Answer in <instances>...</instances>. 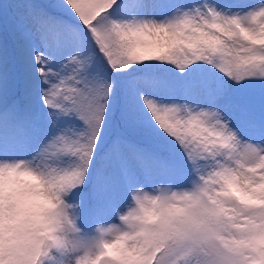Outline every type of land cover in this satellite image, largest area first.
<instances>
[{
	"label": "snow or ice",
	"instance_id": "6c2138e0",
	"mask_svg": "<svg viewBox=\"0 0 264 264\" xmlns=\"http://www.w3.org/2000/svg\"><path fill=\"white\" fill-rule=\"evenodd\" d=\"M0 161L138 206L102 264H264V0H0Z\"/></svg>",
	"mask_w": 264,
	"mask_h": 264
},
{
	"label": "clouds",
	"instance_id": "9594fccd",
	"mask_svg": "<svg viewBox=\"0 0 264 264\" xmlns=\"http://www.w3.org/2000/svg\"><path fill=\"white\" fill-rule=\"evenodd\" d=\"M0 164L19 169L0 170V264H102L122 247L116 237L129 230L135 203L118 214V224L85 233L79 205L68 199L72 188L25 170L24 161Z\"/></svg>",
	"mask_w": 264,
	"mask_h": 264
},
{
	"label": "rangeland",
	"instance_id": "374dc122",
	"mask_svg": "<svg viewBox=\"0 0 264 264\" xmlns=\"http://www.w3.org/2000/svg\"><path fill=\"white\" fill-rule=\"evenodd\" d=\"M83 192H84V207L86 209H89L92 207L93 203H88V198H90L89 196H91V192H90V186L84 190L83 189ZM76 197L75 196H72L69 198L70 201H75ZM128 209V207L124 204H121V207H120V211L121 212H125L126 210ZM90 220V217L85 215V217L79 222L82 226L83 225H86ZM119 221H118V217L117 216H110L108 217L106 220H105V225H108V224H118Z\"/></svg>",
	"mask_w": 264,
	"mask_h": 264
},
{
	"label": "trees",
	"instance_id": "16d2710c",
	"mask_svg": "<svg viewBox=\"0 0 264 264\" xmlns=\"http://www.w3.org/2000/svg\"><path fill=\"white\" fill-rule=\"evenodd\" d=\"M89 186H85L84 187V190H86L87 188H88ZM90 198H88V203H93V201H92V197L91 196H89Z\"/></svg>",
	"mask_w": 264,
	"mask_h": 264
}]
</instances>
